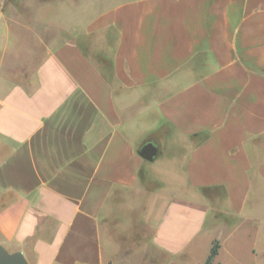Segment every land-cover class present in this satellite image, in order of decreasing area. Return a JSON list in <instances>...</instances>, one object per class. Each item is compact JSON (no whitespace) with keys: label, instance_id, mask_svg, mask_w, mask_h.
I'll return each mask as SVG.
<instances>
[{"label":"crops","instance_id":"crops-1","mask_svg":"<svg viewBox=\"0 0 264 264\" xmlns=\"http://www.w3.org/2000/svg\"><path fill=\"white\" fill-rule=\"evenodd\" d=\"M67 1L32 84L0 90V244L29 264H140L143 240L160 264H264V0Z\"/></svg>","mask_w":264,"mask_h":264},{"label":"rangeland","instance_id":"rangeland-1","mask_svg":"<svg viewBox=\"0 0 264 264\" xmlns=\"http://www.w3.org/2000/svg\"><path fill=\"white\" fill-rule=\"evenodd\" d=\"M68 3L67 0H2L0 12L4 16L0 19V90L7 82L22 81L27 85L32 84L35 68L49 47L68 36L67 31H59L48 23L55 15H61L62 19L68 21ZM170 180L161 184L163 189H173ZM149 187L155 188L153 185ZM149 213L148 210L138 212L136 221L140 222ZM129 219L131 218L127 221ZM150 229V224L137 226L131 235H119L117 239L123 249H128L131 237L144 239ZM132 249L140 264H160L165 260L163 253L144 240L141 245L136 244Z\"/></svg>","mask_w":264,"mask_h":264},{"label":"water","instance_id":"water-1","mask_svg":"<svg viewBox=\"0 0 264 264\" xmlns=\"http://www.w3.org/2000/svg\"><path fill=\"white\" fill-rule=\"evenodd\" d=\"M158 153V146L153 141L146 142L140 150L143 158L153 160ZM0 264H29L25 255L20 252H9L0 244Z\"/></svg>","mask_w":264,"mask_h":264},{"label":"trees","instance_id":"trees-1","mask_svg":"<svg viewBox=\"0 0 264 264\" xmlns=\"http://www.w3.org/2000/svg\"><path fill=\"white\" fill-rule=\"evenodd\" d=\"M216 251H217V247L215 246V247L213 248V250H212V254H211V255H214V254L216 253Z\"/></svg>","mask_w":264,"mask_h":264}]
</instances>
